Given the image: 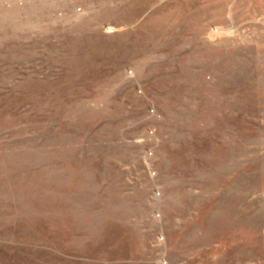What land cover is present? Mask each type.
<instances>
[{
  "label": "rangeland",
  "instance_id": "374dc122",
  "mask_svg": "<svg viewBox=\"0 0 264 264\" xmlns=\"http://www.w3.org/2000/svg\"><path fill=\"white\" fill-rule=\"evenodd\" d=\"M0 264H264V0H0Z\"/></svg>",
  "mask_w": 264,
  "mask_h": 264
}]
</instances>
